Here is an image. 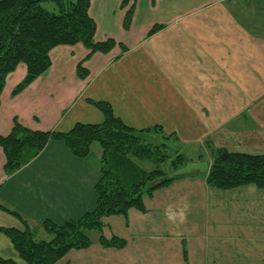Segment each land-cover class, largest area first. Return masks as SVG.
I'll return each instance as SVG.
<instances>
[{"label": "crops", "instance_id": "obj_1", "mask_svg": "<svg viewBox=\"0 0 264 264\" xmlns=\"http://www.w3.org/2000/svg\"><path fill=\"white\" fill-rule=\"evenodd\" d=\"M121 1L90 0L89 15L96 24L94 41L113 39L125 51L116 46L83 61L89 51L82 44L55 47L50 67L15 96L26 66L7 75L0 138L10 134L14 119L40 133L101 124L103 115L90 102H105L134 130L160 126L180 143L193 144L225 126L208 146L263 153L264 128L247 119L264 126V37L246 24L240 9L264 0H137L128 30L123 28L128 7L120 8ZM153 27L159 29L148 35ZM82 61L84 80L76 72ZM236 116L255 129L228 126ZM188 160L207 163L203 157ZM4 164L0 147V206L22 222L0 210V228L23 231L25 224L36 240H46L45 221L61 225L95 207L98 145L79 159L52 141L11 175ZM206 174L194 171L144 195L142 212L131 208L126 216L105 217L100 233L89 234L87 249L71 250L56 264H264V188L218 190L206 184ZM99 236L125 246L104 248ZM0 258L20 262L2 233Z\"/></svg>", "mask_w": 264, "mask_h": 264}, {"label": "trees", "instance_id": "obj_2", "mask_svg": "<svg viewBox=\"0 0 264 264\" xmlns=\"http://www.w3.org/2000/svg\"><path fill=\"white\" fill-rule=\"evenodd\" d=\"M136 2L121 1L120 8L128 7L123 23L125 30L130 26ZM42 3H53L56 11H47ZM89 7L90 0H0V95L7 75L14 72L19 64L26 66V75L13 90V96L40 77L50 67L49 53L55 47L80 43L89 51L83 61L95 53L107 54L116 46L125 51L126 48L113 39L94 41L96 24L89 15ZM158 29L153 27L148 35ZM83 61L76 66L81 80L88 76L82 67ZM90 103L102 113L104 120L101 124H76L66 133H40L22 127L14 119L10 134L0 138L5 156L3 170L7 176L37 157L52 141L61 142L79 159L86 158L93 145L100 148V177L94 188L96 203L92 211L61 225L45 221L42 229L48 236L46 240H36L24 223L23 231L0 228V233L12 243L21 264H56L71 250L87 249L91 244L89 234L100 233L105 217L126 216L131 208L144 211V195L168 187L180 177H170L183 166L180 156L175 159L171 173L158 168L147 171L136 163L161 165L166 159L160 149L176 152L174 145L167 141L170 136L164 134L161 127L134 130L113 114L108 103ZM151 131L165 137L162 138L165 140H160L161 146L144 143L145 136L150 137ZM213 150L206 177L208 186L218 190L246 185L264 188V154L231 152L225 148ZM0 210L22 222L14 211L1 206ZM98 243L104 248L122 249L125 246L123 240L115 237L107 240L99 236ZM183 253L186 260V251ZM0 264L19 263L0 258Z\"/></svg>", "mask_w": 264, "mask_h": 264}, {"label": "rangeland", "instance_id": "obj_3", "mask_svg": "<svg viewBox=\"0 0 264 264\" xmlns=\"http://www.w3.org/2000/svg\"><path fill=\"white\" fill-rule=\"evenodd\" d=\"M257 2L258 1H253L252 3H250L249 4L250 7L247 10L241 7L240 13L242 15L243 20L246 22V24H248L250 26V28L253 30V32H256V33H258L259 36H263L264 37V3H261V2L257 3ZM41 5H42V7L44 9H46L49 12H55L56 11L55 10V5L53 3H42ZM238 8H240V7H238ZM106 26L107 25H105V24L103 25V27H105V28H106ZM250 104H249V106H250ZM245 114H246V116L248 118V112L245 113ZM249 114H250V112H249ZM249 119L253 120L259 127L264 128V126L259 125L262 122H259V124L257 123V119L256 118H254V117L250 118L249 117L247 119L248 122H249ZM244 124H245V122L244 121L242 122V120H240L236 116V118L230 120V123L228 124V126L232 125L233 129H235L237 131H240V125H243L244 128H245V129L242 128L241 130H246L247 131L248 128H249V131H251V129H255L253 127H249L248 126L249 124L247 126L244 125ZM158 127H160V126H158ZM224 129H225V126L217 129L219 131L215 130V133L212 136H210L208 138H205V139L201 140V142H198V143L193 142V144L192 143L191 144L190 143H186V144L183 143L182 144V143H180V141H177L178 139L175 137V135L168 134V133H166L165 131L162 130V132L164 134L170 136V138H168V139L166 138V139H167L168 142H171L174 145V147L177 149L176 150L177 153L172 151V150H170V149L164 148V149H160L161 154L164 155L165 159H166V161L163 164H161V165H153V164H150L148 162H138V161H136V163L142 169L147 170V171L148 170L149 171L150 170H154V168H158L164 173H171L172 168H173L172 165L174 164V161H175V159L178 156H180V159L183 160V166H181L180 168L184 167L187 163H192V162H189L188 159H194L195 160L197 158L199 159V158L203 157L204 161H207V164L210 167L211 160H212L211 153L214 151L213 149H216V147H214V146H213L214 148L212 146L208 147V145L212 144V142H214L217 138L219 140L220 137H218V135H220V134L223 135L224 134ZM204 131H206V130H204ZM154 132L155 131H151V133H150L151 136L150 137L149 136H145L146 139H145L144 143L145 144H151L153 146H161L160 140H165V139H162V138H165V137H162L161 135L159 136L158 133H154ZM228 136H233V135H229L228 134ZM231 138H235V137H231ZM236 140L240 143L241 146H247L246 142H244L243 140H241V139H239V140L236 139ZM202 144H204V146H206V150H202V147H201ZM248 146H251V145H248ZM263 154H264V151H263V153H260L259 155H263ZM19 264H21V262H19Z\"/></svg>", "mask_w": 264, "mask_h": 264}, {"label": "water", "instance_id": "obj_4", "mask_svg": "<svg viewBox=\"0 0 264 264\" xmlns=\"http://www.w3.org/2000/svg\"><path fill=\"white\" fill-rule=\"evenodd\" d=\"M208 165L205 162L201 163H187L184 167L177 169L174 171L170 177L181 176L185 174H189L193 171L199 172H207Z\"/></svg>", "mask_w": 264, "mask_h": 264}]
</instances>
